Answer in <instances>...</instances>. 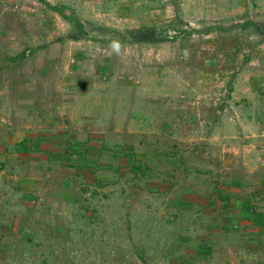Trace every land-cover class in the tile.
<instances>
[{
    "label": "rangeland",
    "instance_id": "obj_1",
    "mask_svg": "<svg viewBox=\"0 0 264 264\" xmlns=\"http://www.w3.org/2000/svg\"><path fill=\"white\" fill-rule=\"evenodd\" d=\"M256 26L264 0H0V264H196L240 246L223 200L264 171ZM75 143L101 164L122 150L123 171L98 169L99 186L57 153Z\"/></svg>",
    "mask_w": 264,
    "mask_h": 264
},
{
    "label": "crops",
    "instance_id": "obj_2",
    "mask_svg": "<svg viewBox=\"0 0 264 264\" xmlns=\"http://www.w3.org/2000/svg\"><path fill=\"white\" fill-rule=\"evenodd\" d=\"M24 142L29 143L27 140H24ZM254 172H250V177L246 181L249 195H245L241 199H237V201L229 196H225V200H223L226 201L225 205H227L228 198V205L233 202V205L238 207L237 224L244 229L240 246L231 244L230 247H226V250H229L228 254H225L224 250L216 254L207 252V250H204L202 254H197L196 252L193 257L194 263L222 264L221 261L223 259L227 262L228 258H226V255H228L231 264H237L238 260L239 263L241 262L242 258L240 255H242L244 256V261L246 258L253 259L257 257L259 259L258 263L264 264V171L260 170L259 176L253 174ZM256 178L259 181H255ZM228 230L235 232L231 224ZM245 263L248 264L247 261Z\"/></svg>",
    "mask_w": 264,
    "mask_h": 264
},
{
    "label": "trees",
    "instance_id": "obj_3",
    "mask_svg": "<svg viewBox=\"0 0 264 264\" xmlns=\"http://www.w3.org/2000/svg\"><path fill=\"white\" fill-rule=\"evenodd\" d=\"M45 5L51 9L52 11H55L56 13H58L64 20H67L68 22H70V24L76 28L79 29L81 31V35L80 36H75L73 35L72 39L74 40H78L83 38L86 34L83 31V26L80 24L79 19L77 18L76 15H68L66 14V7H59V6H51L50 4L45 3ZM257 29V33H259L260 35L264 36V28H260L259 26H256ZM147 36L149 37L146 41H148L151 44H156L159 43L161 41L164 40L163 36L155 34V33H148ZM140 36H138L137 34V39H139ZM144 39V38H142ZM145 41V40H144ZM20 57H26V55H22ZM23 144H21V146H25L27 144V142H22ZM74 148L77 150H72V152L69 151H58L57 153H61L63 154L62 157L66 160L71 161L72 157H74L75 154H77V158H76V162H69V167L71 168H75L78 167V165L80 167H84V168H89V167H93L94 168V179L95 182L99 185V186H107L109 182H105L106 180L104 178L101 177H97L96 176V172L99 171L98 169H102L104 168L107 171H114L116 173L117 176H119V174L123 171L124 169V159H125V153L122 152V150L117 149L116 151H112V156L109 158L108 162L106 164H101L100 160H94V159H89L88 156L86 154L87 151L83 150L78 143H75ZM107 147L104 146V149H106ZM82 149V150H81ZM49 153V152H48ZM51 153L53 154V152L51 151ZM103 154V153H102ZM127 160H129V171L130 172H136V174H142L144 175L146 172L149 170V167H142L141 164H137L136 159L134 157H127ZM77 165V166H76ZM228 198H227V204H228Z\"/></svg>",
    "mask_w": 264,
    "mask_h": 264
},
{
    "label": "clouds",
    "instance_id": "obj_4",
    "mask_svg": "<svg viewBox=\"0 0 264 264\" xmlns=\"http://www.w3.org/2000/svg\"><path fill=\"white\" fill-rule=\"evenodd\" d=\"M112 47H113V49H114L115 51H117V52L119 51V43H118V42L113 41Z\"/></svg>",
    "mask_w": 264,
    "mask_h": 264
}]
</instances>
